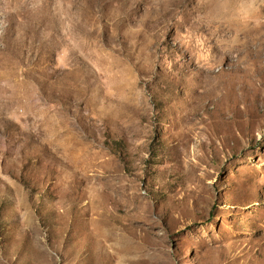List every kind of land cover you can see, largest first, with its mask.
Listing matches in <instances>:
<instances>
[{
	"label": "rangeland",
	"instance_id": "rangeland-1",
	"mask_svg": "<svg viewBox=\"0 0 264 264\" xmlns=\"http://www.w3.org/2000/svg\"><path fill=\"white\" fill-rule=\"evenodd\" d=\"M0 264H264V0H0Z\"/></svg>",
	"mask_w": 264,
	"mask_h": 264
}]
</instances>
